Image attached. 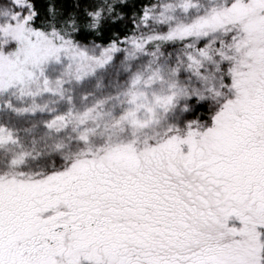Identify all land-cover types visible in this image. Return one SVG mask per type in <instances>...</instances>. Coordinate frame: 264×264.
<instances>
[{
    "label": "snow or ice",
    "instance_id": "1",
    "mask_svg": "<svg viewBox=\"0 0 264 264\" xmlns=\"http://www.w3.org/2000/svg\"><path fill=\"white\" fill-rule=\"evenodd\" d=\"M0 264H264V0H0Z\"/></svg>",
    "mask_w": 264,
    "mask_h": 264
}]
</instances>
